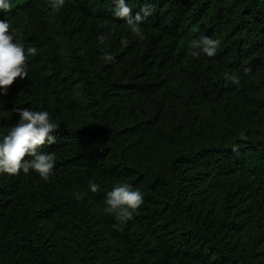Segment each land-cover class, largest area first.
<instances>
[{
	"label": "trees",
	"instance_id": "obj_1",
	"mask_svg": "<svg viewBox=\"0 0 264 264\" xmlns=\"http://www.w3.org/2000/svg\"><path fill=\"white\" fill-rule=\"evenodd\" d=\"M10 2L38 52L0 94V137L15 109L59 126L47 180L0 173V264H264V0H126L152 10L143 40L114 0ZM202 35L215 56L190 54ZM118 184L143 194L126 223L103 212Z\"/></svg>",
	"mask_w": 264,
	"mask_h": 264
},
{
	"label": "clouds",
	"instance_id": "obj_2",
	"mask_svg": "<svg viewBox=\"0 0 264 264\" xmlns=\"http://www.w3.org/2000/svg\"><path fill=\"white\" fill-rule=\"evenodd\" d=\"M53 11H59L65 4V0H49ZM115 8L113 15L124 20L130 31L139 39L143 40L144 35L141 25L145 19L152 14L149 8H142L135 16L132 9L127 5L126 0H114ZM10 0H0V12L8 13L12 10ZM10 24L6 19H0V94H7L9 86L19 78H27V58L37 55L38 49L14 41L10 34ZM106 36H99L100 43H104ZM127 46V41L121 42ZM220 41L217 38L202 35L190 42V54L199 57L201 53L208 57L217 54ZM105 61L113 60L111 54L104 56ZM248 70L246 69L245 72ZM224 78L232 84L240 83V76L235 71H225ZM19 119L10 126L6 135L0 137V173L9 175L19 174L21 171L28 174L36 172L41 179L47 180L52 174L56 161V153L45 152V145L57 143L56 138L51 135L57 130L58 124L53 123L47 111L28 109H15ZM239 145L233 146L237 151ZM99 184L89 181L88 189L92 193L99 191ZM74 198L81 200L86 195L83 191L73 193ZM103 212L114 216L119 223H126L134 218V213L143 204V194L137 189L133 190L127 184H118L106 194Z\"/></svg>",
	"mask_w": 264,
	"mask_h": 264
}]
</instances>
